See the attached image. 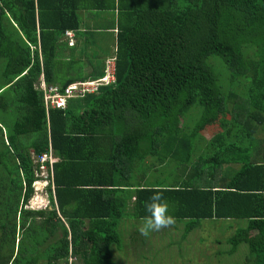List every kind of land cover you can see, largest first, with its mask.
Listing matches in <instances>:
<instances>
[{
  "label": "trees",
  "instance_id": "1",
  "mask_svg": "<svg viewBox=\"0 0 264 264\" xmlns=\"http://www.w3.org/2000/svg\"><path fill=\"white\" fill-rule=\"evenodd\" d=\"M81 12L118 16L114 54L86 75L92 33L64 36ZM109 57L114 83L45 111L41 78L62 93L103 78ZM220 116L227 128L204 140ZM0 121V264H117L122 221L138 229L158 190L182 240L237 221L228 254L244 245V264H264V0H0ZM50 151L49 206L28 210ZM168 163L174 182L146 177Z\"/></svg>",
  "mask_w": 264,
  "mask_h": 264
},
{
  "label": "rangeland",
  "instance_id": "2",
  "mask_svg": "<svg viewBox=\"0 0 264 264\" xmlns=\"http://www.w3.org/2000/svg\"><path fill=\"white\" fill-rule=\"evenodd\" d=\"M79 18L81 25L78 33H75L76 37H79V41L82 42L84 38L83 33L86 31L92 33L91 35L89 33L88 37H93L87 40V45L84 47L85 52L82 54L84 57L82 65L83 67L85 66L83 74L86 75L89 73L86 61L92 59L93 56L102 58L103 56L114 54V42L116 39L113 42V37L115 38L116 36L118 16L113 12H85L84 14L79 13ZM223 80L224 78L220 79L221 86L228 88V84H224ZM42 81L43 78H41ZM41 82L38 87L39 89L41 88ZM46 88L48 90L49 87L46 86ZM231 106L232 104L229 105V110ZM189 113V117L193 118V115H199V110H190ZM220 117L219 121L211 120L209 124L203 127L201 133L205 139L211 136H219L222 130L227 128L228 117ZM0 124L3 125V122L0 121ZM251 124L253 125V122ZM258 137H262V135ZM237 168L235 166L233 172ZM148 169L145 175L146 177L152 176L154 181L170 183L174 182L179 175V171L176 169L174 163L155 166L154 168L148 166ZM45 176L41 172H36L37 182L32 185L34 194L29 201L28 210L48 207V185L46 182L40 181L45 179ZM122 222V225L125 223L124 226L126 228L124 236L122 235L123 251L118 252L116 249L115 251L113 250V260L117 264H244L243 254L247 252L246 246L241 245L235 254H228L230 247L227 241L234 235L238 224L221 222H209L205 224V221H203L202 227H198L190 232L182 240L184 223L181 222H175L170 227L152 232L148 237L141 235L135 226L133 229H130L129 226L131 224L126 223L127 220H123ZM122 225H120L121 229ZM140 226L137 225V227ZM71 262L69 260V263Z\"/></svg>",
  "mask_w": 264,
  "mask_h": 264
},
{
  "label": "built area",
  "instance_id": "3",
  "mask_svg": "<svg viewBox=\"0 0 264 264\" xmlns=\"http://www.w3.org/2000/svg\"><path fill=\"white\" fill-rule=\"evenodd\" d=\"M65 39L68 41L69 46L74 45V36L72 32H65ZM114 83V59H108L105 62V75L103 78L96 81L77 82L67 86L62 93L58 88H46L44 82H41V91L43 95V105L45 111L49 109H62L66 107V102L72 99L83 98L86 95H91L97 92L101 87ZM55 160L52 158L51 151L49 154L40 156L35 160L37 164V172L45 174V179L42 182L49 183L52 180V164ZM48 164V165H47Z\"/></svg>",
  "mask_w": 264,
  "mask_h": 264
},
{
  "label": "clouds",
  "instance_id": "4",
  "mask_svg": "<svg viewBox=\"0 0 264 264\" xmlns=\"http://www.w3.org/2000/svg\"><path fill=\"white\" fill-rule=\"evenodd\" d=\"M40 181L42 182V180ZM47 208H37V210H45ZM146 210L149 214L142 218V224L138 228L139 233L144 237H148L152 232L170 227L176 222L175 217L169 214V205L162 191L158 190L154 193L151 197V202L146 204Z\"/></svg>",
  "mask_w": 264,
  "mask_h": 264
},
{
  "label": "crops",
  "instance_id": "5",
  "mask_svg": "<svg viewBox=\"0 0 264 264\" xmlns=\"http://www.w3.org/2000/svg\"><path fill=\"white\" fill-rule=\"evenodd\" d=\"M81 13H83L84 14V12H81ZM93 13H95V12H93ZM92 18H93V16H92ZM73 36H74V43L76 44L77 43V41L79 40H77V37H76V34L75 33H73ZM212 138V136L211 137H208L207 139H204V140H206V141H209L210 139ZM196 161L194 160V163H195ZM232 172H230V173H227V175H229V174H231ZM187 174H188V170H187V172H186V174H185V176L184 177H186L187 176ZM192 176H194V174H192ZM200 183V187H203V183L204 182H202V181H200L199 182ZM176 222H179V221H176ZM216 223V222H221V223H233V224H235V225H237L238 224V222L237 221H231V220H205V224H207V223ZM128 223H130V224H132V225H134L136 222L134 221V220H130ZM181 223H183V222H181ZM204 223H201V225L199 226V227H202L203 226V224ZM235 231H236V229H235ZM235 233V232H234Z\"/></svg>",
  "mask_w": 264,
  "mask_h": 264
}]
</instances>
